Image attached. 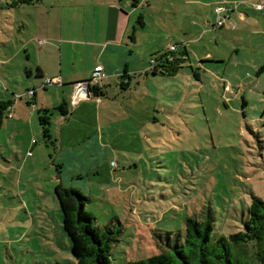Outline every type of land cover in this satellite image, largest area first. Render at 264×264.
Here are the masks:
<instances>
[{
    "label": "rangeland",
    "instance_id": "rangeland-1",
    "mask_svg": "<svg viewBox=\"0 0 264 264\" xmlns=\"http://www.w3.org/2000/svg\"><path fill=\"white\" fill-rule=\"evenodd\" d=\"M148 1L151 6L139 12L146 27L137 29L142 53L161 42L180 49L186 36L173 33L175 17L164 15L162 21L155 0ZM75 3L42 0L9 8L7 0H0V102L16 103L12 116L33 111L28 90L36 89L48 109L61 103L60 86L41 89L46 78H36L34 70L28 76L25 70L39 61L51 69L60 66L58 50L67 48L61 41L70 37L60 24L79 28L76 33L84 26L87 34L96 33L101 18L92 0ZM203 12L204 22L195 15L197 26L187 18L181 22L193 37L202 35L190 44L188 57L176 53L183 59L177 74L138 77L132 97L114 83L101 98L114 100L105 136L114 145L110 179L107 183L101 176L92 183V178L86 186L74 180L72 186L91 198L86 211L95 226L111 222L118 229L115 219L120 223L111 264L146 260L163 249L172 252L174 244L184 243L189 218L210 217L213 238L228 237L242 231L251 198L264 201V20L255 24L258 18L250 14L230 33L227 22L225 29L214 27L210 8ZM135 22L130 35L133 26L139 28ZM38 40L45 42L47 53L37 55ZM67 53L62 66L70 69L73 56ZM89 62L86 57L79 65ZM38 109L32 125L27 119L17 125L5 110L1 119L0 264H75L50 179L55 167L52 172L47 167L53 147L44 144Z\"/></svg>",
    "mask_w": 264,
    "mask_h": 264
},
{
    "label": "crops",
    "instance_id": "crops-1",
    "mask_svg": "<svg viewBox=\"0 0 264 264\" xmlns=\"http://www.w3.org/2000/svg\"><path fill=\"white\" fill-rule=\"evenodd\" d=\"M87 1L75 0V4L77 6L78 4H85ZM92 3L95 16L98 15L101 18L98 28L94 27L96 29L95 34H87L85 26L80 28V33H76L79 28L69 27L67 23L66 26H61L60 24L61 30L67 27L66 30L70 36L62 40L61 45L67 46L63 51L64 53L67 51V55L73 56L71 68L66 69L62 66L63 52L62 47H60L58 50L60 66L57 69H51L40 61L29 69L28 76L33 75V70L35 76L37 70H39L42 77L46 79L60 78L61 85L58 86L62 88L61 102L66 101L68 104L69 116L67 119H63L59 114H53L51 117V132L56 140V147L53 150V157L49 156L50 164L47 167L49 172H52L51 169L55 167L52 172L53 175L50 177L53 184H56L54 186L62 185L66 187L70 183L68 188H73L72 183L74 180L82 181L83 185L86 186V182L89 184L91 183L89 180L95 178L92 182L94 183L95 180H98L96 178L100 179L101 176L105 177L107 183L109 182L110 165L108 161H110V151L111 149L114 150V145L110 142L107 144L105 136L107 134L106 129H110L108 115L112 114V101L114 100L110 99L109 101L111 102H107V100H101L104 97L94 98L90 96L88 99H78L76 97V101L73 103V99L76 96L75 84L89 81L96 66L101 65L106 73V78L101 83V85L106 87V90L107 87L110 88L114 83L117 86L121 81L128 82L126 89L121 90L122 92H130L128 95L132 97L135 95L136 87L140 85V80L136 81V79L143 77L146 80L151 74L152 66L149 65V61H146L145 56L148 54L150 56L153 53L157 54L156 57H158L167 52L171 46H176L177 51L175 54L181 51L188 57L190 44H193L202 33L198 34L199 37H193L190 28L184 29V24L181 22L185 21L186 18L191 20L192 26H197L196 24L198 23L194 19L196 18L195 15L204 22L203 10L210 8L212 15L216 18V7H224L226 9V13H224L226 17L225 23L227 22L230 33H236L238 31L237 21L244 22L245 18L250 14L257 16L258 19L255 24H258L260 19L264 20V0H155L157 10L159 9V19L163 21L164 15L169 16L172 14L175 17L172 23L176 28L173 33L181 31L186 37L183 39L180 49H178V44L164 46V43L161 42L159 45H153L155 49L144 50L143 53H145L143 54L141 51L143 45L142 41H139L137 29H144L146 27L145 23L144 27L136 28L133 26L132 35L129 34V28L132 24V19L136 21L137 17L135 18V16L139 15V12L144 7H150L151 2L148 0H92ZM258 3L262 4V10L255 9V5ZM80 7L84 8L82 5ZM179 17L182 20L180 22L177 21ZM225 23L222 27L224 29ZM200 26L202 25L200 24ZM250 27L254 28V23L247 28L249 29ZM251 34H257L256 29ZM41 41L38 40L42 46L37 49V55H40L42 51L47 53V49L43 48L46 44L44 41L41 43ZM86 57L90 58L89 65L85 67L79 65ZM122 76L125 77L121 80ZM44 80L41 82V89L49 87L44 86ZM136 82L138 84L134 87L133 85ZM32 90H35V107L32 106V112L27 115L12 116L10 110L12 108L16 109L17 106L16 103L12 104V102L5 110L7 116L19 126L25 125L23 122L25 119L32 125L37 107L49 108L43 96H39L36 89ZM57 165L61 166L60 172H57ZM64 172L70 176V180L67 181L66 175L63 174Z\"/></svg>",
    "mask_w": 264,
    "mask_h": 264
},
{
    "label": "trees",
    "instance_id": "trees-1",
    "mask_svg": "<svg viewBox=\"0 0 264 264\" xmlns=\"http://www.w3.org/2000/svg\"><path fill=\"white\" fill-rule=\"evenodd\" d=\"M42 0H7L9 8H18L22 5H34ZM136 24L144 27L143 16L139 14ZM223 27V26H222ZM221 27V28H222ZM151 75L173 76L180 70L183 61L175 53L165 52L155 59ZM28 75L29 71L26 69ZM36 78H43L37 70ZM125 76L121 77V80ZM119 86L126 89L128 82L121 81ZM44 89H46L44 87ZM30 96L28 105H35V90ZM90 95L94 98L106 97V87L95 85L91 87ZM11 104L10 101L0 102V124L3 111ZM58 113L63 119L69 116L68 104L62 101L53 109L40 108L37 111V122L45 146L56 147V140L51 132V117ZM60 172L61 166H56ZM54 197L61 213L64 232L69 238L71 254L75 264H111V251L119 240L121 225L117 219L118 229L110 222L103 228L95 226V218L86 211V205L91 199L73 188L62 185L54 187ZM210 218V217H209ZM199 221L189 218L186 221L184 243H176L172 252L162 250L146 260L128 262L125 264H264V201L257 197L251 198L248 217L243 223L242 231L229 235L213 238L214 225L210 219ZM156 236L163 240L161 234ZM168 240V238L166 237ZM250 254V255H249Z\"/></svg>",
    "mask_w": 264,
    "mask_h": 264
},
{
    "label": "built area",
    "instance_id": "built-area-1",
    "mask_svg": "<svg viewBox=\"0 0 264 264\" xmlns=\"http://www.w3.org/2000/svg\"><path fill=\"white\" fill-rule=\"evenodd\" d=\"M255 9L256 10H262V4L258 3L255 5ZM224 13H226V9L224 7H216L215 9V15H216V23L214 25L215 28H221L225 21H226V17L224 15ZM43 41H41L42 43ZM177 51V47L176 46H171L168 50V52L171 53H175ZM155 64V60L151 59L149 61V65L154 66ZM106 78V73L103 69V67L101 65H98L94 68V72H93V76L89 81L86 82H81V83H77L75 84L74 88L76 91V96L73 99V103L76 101V97L78 94L80 93H84L87 88H91L92 86L95 85H101L102 81ZM50 85H61V80L60 78H47L44 80V86H50ZM33 94V92H28V95L31 96Z\"/></svg>",
    "mask_w": 264,
    "mask_h": 264
},
{
    "label": "water",
    "instance_id": "water-1",
    "mask_svg": "<svg viewBox=\"0 0 264 264\" xmlns=\"http://www.w3.org/2000/svg\"><path fill=\"white\" fill-rule=\"evenodd\" d=\"M90 90H91V88L89 87V88H87V90L84 92V93H80V94H78L77 95V98L78 99H85V98H90Z\"/></svg>",
    "mask_w": 264,
    "mask_h": 264
}]
</instances>
